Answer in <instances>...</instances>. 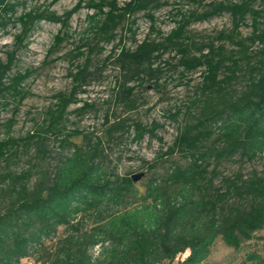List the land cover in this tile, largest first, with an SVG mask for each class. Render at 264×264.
<instances>
[{
	"label": "trees",
	"instance_id": "16d2710c",
	"mask_svg": "<svg viewBox=\"0 0 264 264\" xmlns=\"http://www.w3.org/2000/svg\"><path fill=\"white\" fill-rule=\"evenodd\" d=\"M189 1L201 4L206 0ZM81 2L62 18L35 9L17 15L24 0H0V32L19 23L21 32L14 38L22 45L35 22L48 17L64 25ZM257 2L261 8L255 7ZM164 3L87 0L93 13L87 17L86 29L97 40L108 42L124 19ZM206 5L201 12L181 13L175 27L159 40L148 35L135 42L133 49L120 48L115 56L128 78L121 90L126 83L152 74L154 62L170 49H177L178 63L185 71L203 67L202 82L190 102L195 112L165 152L179 151L186 163L170 167L159 179L151 177L140 192L132 178L108 174L101 166L100 140L83 138L78 145L67 139L80 132H67L60 143L68 152L60 154L50 173L41 174L32 184L28 170L19 175L4 173L3 182H9L0 189V264H20L23 259H32L34 264H170L185 252L181 264H210L206 260L217 238L238 251L264 230V174L239 170L224 175L218 170L223 161L251 163L264 153V0H211ZM223 13L231 16L232 32L227 38L239 46L240 58L225 55L212 43L199 48L198 55L189 53L183 44L186 27ZM147 16L152 31L153 15ZM247 18L251 34L235 39ZM56 39L58 44L61 38ZM247 40L261 44L259 59L252 60ZM91 46L84 62L70 72L72 90L67 95L59 93L54 107L48 108L47 130L56 129L67 107L77 100L74 94L88 75ZM241 59L249 75L236 88L233 80ZM11 62L12 53L7 62L0 61V97L10 91L23 99L26 94L18 87L29 72L17 73L4 84ZM223 68L229 73L220 77ZM172 117L177 121L176 114ZM153 131L136 124L134 138ZM36 136V143L42 144L43 135ZM14 141H0V159ZM239 264H264V257L251 249Z\"/></svg>",
	"mask_w": 264,
	"mask_h": 264
},
{
	"label": "rangeland",
	"instance_id": "374dc122",
	"mask_svg": "<svg viewBox=\"0 0 264 264\" xmlns=\"http://www.w3.org/2000/svg\"><path fill=\"white\" fill-rule=\"evenodd\" d=\"M24 1L25 4L18 7L17 15L35 9L44 11L48 16L54 14L62 18L79 2ZM124 1L127 0H118L119 4ZM164 1L160 7L136 12L124 19L115 29V37L108 42L97 40L87 31V17L93 13V9L86 5L87 0H82L64 25L48 17L35 22L22 45L17 44L14 38L21 32L19 23L9 25L5 32H0V61L7 62L12 53L11 66L3 79L4 84L9 83L10 77L17 73L29 72L18 87L26 94L23 99L10 91L0 97V141L9 138L15 140L0 159V189L9 182H3L2 178L7 171L16 175L30 171L31 184L41 174L50 173L60 154L68 152V147L61 146L60 139L70 131L80 132L67 139L78 145L83 143V138L92 142L100 140L101 166L108 174L130 178L140 175L139 180L134 182L140 192L143 191V184L151 177L159 179L166 175L170 167L186 163L179 151L173 154L165 152L178 130L195 112L193 108L190 109V102L202 82L203 67L185 71L178 63L180 54L177 49H170L154 62L152 67L155 71L152 74L146 73L141 79L126 83L121 90V84L128 78L123 76L122 69L115 61L120 48L133 49L135 42L148 35L159 40L175 27V21L181 13L187 14L193 10L201 12L207 9L206 3L211 0L201 4L189 0ZM261 6L258 2L255 4V7ZM147 13L153 15L152 31ZM250 23V18H247L234 38L239 40L248 37L252 31ZM231 32V16L223 13L190 23L183 35V44L189 53L198 55L199 48L212 43L225 55L239 59V46L227 38ZM56 36L61 38L58 44H55ZM245 43L249 46L248 53L252 60L259 59L257 53L261 44L257 41L250 44L249 40ZM91 45L94 50L89 55L88 75L85 83L74 94L77 100L67 107L57 128L47 130L48 108L54 107L59 93L67 95L72 90L74 83L70 72H75L76 66L84 62ZM77 51L83 53L75 55ZM239 65L241 68L236 71L237 77L233 80L236 88H241L249 75L243 59ZM227 73L229 70L223 68L220 77ZM127 86L134 87L128 91ZM173 114H176L177 121L173 120ZM136 124L154 131L135 140ZM37 133L43 135L42 144L36 143ZM218 170L224 175L239 170L245 174L251 171L264 174V153L251 163L223 161L218 165ZM61 231L59 228L58 233ZM251 249L264 257V230L256 233L238 251L225 246L217 238L206 261L210 264H239ZM186 255L187 252L180 254L170 264H181ZM20 264L34 262L32 259H23Z\"/></svg>",
	"mask_w": 264,
	"mask_h": 264
},
{
	"label": "water",
	"instance_id": "95a60500",
	"mask_svg": "<svg viewBox=\"0 0 264 264\" xmlns=\"http://www.w3.org/2000/svg\"><path fill=\"white\" fill-rule=\"evenodd\" d=\"M131 178H132L133 182H135V181L139 180L140 175H135V176H132Z\"/></svg>",
	"mask_w": 264,
	"mask_h": 264
}]
</instances>
